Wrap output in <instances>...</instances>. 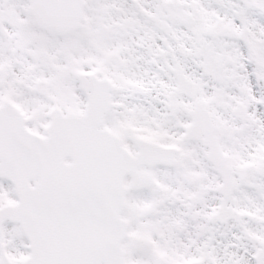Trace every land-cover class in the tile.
I'll return each instance as SVG.
<instances>
[{
	"label": "snow or ice",
	"instance_id": "obj_1",
	"mask_svg": "<svg viewBox=\"0 0 264 264\" xmlns=\"http://www.w3.org/2000/svg\"><path fill=\"white\" fill-rule=\"evenodd\" d=\"M0 264H264V0H0Z\"/></svg>",
	"mask_w": 264,
	"mask_h": 264
}]
</instances>
